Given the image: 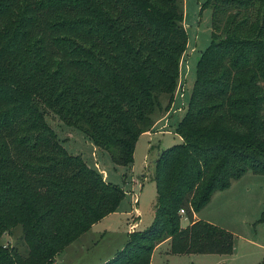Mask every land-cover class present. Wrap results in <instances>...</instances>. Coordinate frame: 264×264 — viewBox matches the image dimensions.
Returning a JSON list of instances; mask_svg holds the SVG:
<instances>
[{"label":"trees","instance_id":"trees-1","mask_svg":"<svg viewBox=\"0 0 264 264\" xmlns=\"http://www.w3.org/2000/svg\"><path fill=\"white\" fill-rule=\"evenodd\" d=\"M182 0H0V238L20 225L27 253L0 244V264H53L124 192L73 155L44 108L130 167L160 95L174 97L187 34ZM201 52L181 142L154 158V220L101 264L172 254H231L234 235L205 220L180 225L247 171L264 174V0H206ZM264 221V211L258 220ZM264 264V263H259Z\"/></svg>","mask_w":264,"mask_h":264},{"label":"rangeland","instance_id":"rangeland-1","mask_svg":"<svg viewBox=\"0 0 264 264\" xmlns=\"http://www.w3.org/2000/svg\"><path fill=\"white\" fill-rule=\"evenodd\" d=\"M206 0H182L183 25L187 34L186 49L181 58L179 81L167 107V96L160 95L159 106L151 114L152 132L138 136L129 168L116 165L110 154L97 146L79 128L69 126L50 109L44 108V120L54 130L58 141L73 155L106 181L118 186L124 197L114 211L73 237L54 256L53 264H101L113 257L127 242L129 233L143 230L154 220L156 185L153 179L156 152L181 140L176 134L177 122L185 114L195 80L197 60L211 40V8ZM163 120H159L160 117ZM264 174L247 171L232 180L230 186L216 191L199 211L203 220L218 225L234 235L231 254H172L170 243L156 246L150 264H259L264 263ZM188 213L182 215L186 225ZM0 244L27 253L20 225L7 231Z\"/></svg>","mask_w":264,"mask_h":264},{"label":"crops","instance_id":"crops-1","mask_svg":"<svg viewBox=\"0 0 264 264\" xmlns=\"http://www.w3.org/2000/svg\"><path fill=\"white\" fill-rule=\"evenodd\" d=\"M178 81H179V79H178ZM163 117H164V116L160 117L159 120H158V122H159L160 120H163ZM155 123H157V121L154 122L153 126L155 125ZM177 123H178V122H177ZM153 126H152V129H153ZM152 129L149 130V131H146V132H144V133H150V132H152ZM178 136H179V135H178ZM179 139L181 140V137H180V136H179ZM198 213H199V212L194 213V214L192 215V217L189 219V221H188V218H187V219H186V222H187L186 225H182V224H181V220H180V225H181L182 227H185V226L189 225V224L191 223L192 220H199V219H202V218L199 217V214H198ZM181 219H182V218H181ZM202 220H203V219H202ZM165 242L170 243V240H169V239H166ZM160 244H161V243H160ZM160 244H158V245H160ZM158 245H157V246H158Z\"/></svg>","mask_w":264,"mask_h":264},{"label":"built area","instance_id":"built-area-1","mask_svg":"<svg viewBox=\"0 0 264 264\" xmlns=\"http://www.w3.org/2000/svg\"><path fill=\"white\" fill-rule=\"evenodd\" d=\"M179 213H180L181 215H183V214L186 213V210H185L184 208H181V209L179 210Z\"/></svg>","mask_w":264,"mask_h":264}]
</instances>
